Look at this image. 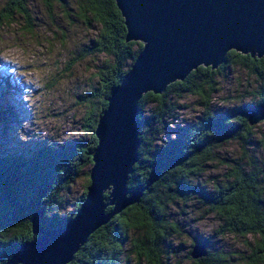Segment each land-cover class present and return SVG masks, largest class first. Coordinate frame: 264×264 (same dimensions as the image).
<instances>
[{"label": "trees", "instance_id": "obj_1", "mask_svg": "<svg viewBox=\"0 0 264 264\" xmlns=\"http://www.w3.org/2000/svg\"><path fill=\"white\" fill-rule=\"evenodd\" d=\"M42 2L51 16L58 7L71 18L69 0ZM30 3L31 0H7L0 8V29L22 18L24 30L35 34L36 20ZM75 5L81 21L87 26H100L88 51L111 55L100 68L105 79L100 92L84 95L91 99L86 124L91 135L80 142L48 144L33 151H17L0 143V264H5L19 246L38 236L33 233L34 212L45 209L42 225L52 230L65 227L82 206L91 183L85 170L93 165L98 120L108 107L113 89L143 48L139 41H127L125 19L116 0H75ZM237 69L247 72L250 83L246 93L258 103L263 102L264 57L235 50L229 51L225 62L216 69L200 66L185 80L171 83L163 93L143 95L138 111L142 125L139 160L128 181L131 189L143 188L140 201L92 233L67 264H170L173 237L183 231L172 212V207L178 205L197 206L202 215H215L219 220L217 233L242 237L246 246L245 251L236 253L209 250L197 259L191 257V249L187 255L189 264H264V121L250 124L247 109L251 104L232 105L218 112L213 103V96L221 89L220 78ZM253 85L255 90H251ZM4 94L2 91L1 96ZM187 96L199 98L201 114L185 125L178 124L175 132L167 135L169 120L178 118L179 100ZM96 98H100L99 105ZM16 108L15 104L0 103V121L9 119ZM232 142L243 148L242 156L219 158V152ZM211 165H222L225 172L214 181H202ZM83 174L86 189L73 215L63 217V195ZM204 242H196L192 248Z\"/></svg>", "mask_w": 264, "mask_h": 264}, {"label": "water", "instance_id": "obj_2", "mask_svg": "<svg viewBox=\"0 0 264 264\" xmlns=\"http://www.w3.org/2000/svg\"><path fill=\"white\" fill-rule=\"evenodd\" d=\"M127 41L143 43L135 62L108 98L98 120L91 183L82 206L65 227L46 230L45 209L32 215L36 238L12 252L5 264H67L89 236L140 201L143 188L128 186L139 160V102L163 93L200 66L218 68L229 51L264 57V0H116ZM251 125L264 121V101L247 109ZM106 193H109L106 196ZM113 208L108 211L109 208ZM206 244L191 257H204Z\"/></svg>", "mask_w": 264, "mask_h": 264}, {"label": "rangeland", "instance_id": "obj_3", "mask_svg": "<svg viewBox=\"0 0 264 264\" xmlns=\"http://www.w3.org/2000/svg\"><path fill=\"white\" fill-rule=\"evenodd\" d=\"M6 1L0 0V8ZM69 1L71 18L65 17L58 7L51 16L42 0H31L35 34L24 30L22 18L0 29V97L5 92L0 103L17 106L15 114L0 121V143L10 149L33 151L43 145L61 146L90 138L91 129L86 124L91 99L84 95L89 91L100 92L105 83L100 68L111 55L88 51L87 46L97 38L100 26H87L76 15L75 0ZM247 77L245 70L237 69L220 78L221 89L213 96L215 110L225 112L232 105L258 103L246 93V85L250 83ZM255 88L253 85L251 90ZM95 100L99 105L100 98ZM179 104L178 118L167 119L171 126L167 135H172L178 124L185 125L201 114L197 96H187ZM242 154L239 143L232 142L219 152V158L239 159ZM92 166L85 173L90 174ZM224 172V166L211 165L201 180L214 181ZM86 184L83 174L70 192L64 193L61 216L73 215ZM172 212L183 231L173 237L174 256L168 260L170 264H189L187 255L192 245L202 240L211 251L246 250L244 238L217 233L219 220L215 215L204 213V216L197 206L178 205L172 207Z\"/></svg>", "mask_w": 264, "mask_h": 264}]
</instances>
